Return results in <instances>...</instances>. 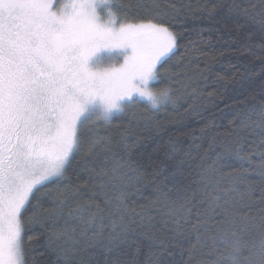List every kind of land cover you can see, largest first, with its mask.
<instances>
[{"label":"snow or ice","instance_id":"obj_1","mask_svg":"<svg viewBox=\"0 0 264 264\" xmlns=\"http://www.w3.org/2000/svg\"><path fill=\"white\" fill-rule=\"evenodd\" d=\"M131 7L124 0H0V264H30L26 242L34 239L27 236L34 223L46 229L47 248L59 264H139L141 236L149 242L146 264H171L165 255L172 256L168 249L179 243L177 237L194 239L190 258L199 250L202 264H264V89L261 99L253 97L238 114L239 132L229 133L232 138L202 169L204 209L196 211L195 223H189L191 200L169 211L170 238L156 236L149 230L151 217L128 207L138 168L114 151L111 136L84 134L93 115L110 124L125 101L135 104L137 95L151 96L153 77L167 78V104L178 111L186 103L174 87L175 76L183 73L169 75L165 65L180 47L175 17L191 6L162 7L152 0L136 5L142 16L129 17ZM219 7L204 0L194 11L211 18ZM231 7L264 30V0ZM259 47L264 52V43ZM102 50L127 54L119 63L113 58L92 67L90 60ZM257 59L264 72V55ZM126 139L118 142L125 154L134 146ZM77 156L90 180L119 195L106 198L103 207L94 193L85 199L89 181L73 185L68 176ZM232 156L241 167L224 173L225 159ZM225 177L228 187L222 188ZM155 193L149 209L174 203L169 192L157 188ZM44 197H52L48 208L41 203Z\"/></svg>","mask_w":264,"mask_h":264},{"label":"trees","instance_id":"obj_2","mask_svg":"<svg viewBox=\"0 0 264 264\" xmlns=\"http://www.w3.org/2000/svg\"><path fill=\"white\" fill-rule=\"evenodd\" d=\"M124 2L132 6L128 12L129 17H134L143 15V9H138L137 4L147 5L152 0ZM156 2L162 7L172 2L177 4V8L181 4L191 6V10L185 7L175 17L173 29L180 34V47L165 65L169 75L183 73L175 76L179 84L174 87L179 88L178 94L186 99V103L177 111L171 104L153 110L147 103L137 99L135 104L125 101L124 111L114 114L110 124L102 119L97 120L93 115L85 123L83 132L85 135H95L98 132L100 135L111 136L114 151L124 155L132 167L138 168L133 179L134 187L129 189L131 195L128 207L145 217H151L149 230L156 236L170 238L173 224L169 211L179 209L185 200H191L188 205L192 208L189 223H195L196 211L204 209L199 195L202 190V169L215 159L220 146L232 138L228 134L239 132L236 124L238 114L250 105L253 97L261 99L259 94L264 89V72L260 71L261 61L257 57L264 55L259 47L264 43V30L258 22L249 20L231 7L237 4L240 8H245L250 3H258V0H212L220 7L211 18L194 11L198 3H204V0ZM113 10L117 11L115 7ZM189 42L193 46L189 47ZM167 83V78H164L154 82L152 88L159 91ZM189 105L194 106V111L186 113L184 109ZM145 109H148L147 113L144 112ZM239 134L248 140L258 138L247 133ZM121 136L127 138L126 142L130 146L134 143L126 154L118 143ZM79 160L80 156H77L68 176L73 185H83L85 181H89L85 199L94 193L92 198L103 207L106 198L119 195L118 190L101 189L100 180H90L84 166L77 164ZM224 165L223 171L228 173L233 169L239 170L241 162L232 156L225 159ZM243 166L248 167L247 164ZM248 171L251 172L252 169ZM227 179L225 177L221 182L222 188L228 187ZM251 179L257 181L256 176ZM157 188L169 192L174 203L169 202L165 206L162 202L149 209L148 203L156 199ZM239 191L243 189H238ZM232 198L238 200L239 196L233 194ZM51 199L52 197H44L41 200L45 208L50 207ZM35 203L33 200V204ZM180 211L183 213L184 209ZM26 215L31 216L32 210ZM45 234L46 229L39 223L30 226L27 236L34 237L26 242L30 264H59L55 252L47 248ZM139 240L137 259L139 264H146L150 252L149 242L145 236L139 237ZM177 240L179 243L168 249L172 256L165 255L166 260L171 261V264H202L203 257L199 250L190 258L189 250L194 239L181 240L177 237Z\"/></svg>","mask_w":264,"mask_h":264},{"label":"clouds","instance_id":"obj_3","mask_svg":"<svg viewBox=\"0 0 264 264\" xmlns=\"http://www.w3.org/2000/svg\"><path fill=\"white\" fill-rule=\"evenodd\" d=\"M156 82V77H153L152 80L149 81L148 84V90L152 93L151 96L144 95L140 96L137 95L134 97L137 100L143 101L149 105V107L153 110L159 109L163 105L170 103V100L168 98V94L165 92L164 89H161L159 91H154L152 88L153 83Z\"/></svg>","mask_w":264,"mask_h":264},{"label":"rangeland","instance_id":"obj_4","mask_svg":"<svg viewBox=\"0 0 264 264\" xmlns=\"http://www.w3.org/2000/svg\"><path fill=\"white\" fill-rule=\"evenodd\" d=\"M125 54L127 53L124 50H113L112 52L102 50L90 60V65L92 67H96L98 64L105 65L109 63L113 58H115L116 62L119 63L123 60V56Z\"/></svg>","mask_w":264,"mask_h":264}]
</instances>
